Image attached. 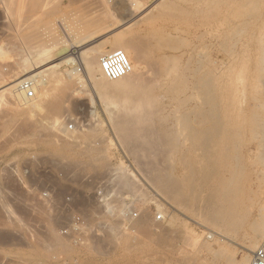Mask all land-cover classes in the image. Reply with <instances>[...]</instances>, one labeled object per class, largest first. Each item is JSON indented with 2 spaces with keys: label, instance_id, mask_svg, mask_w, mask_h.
Wrapping results in <instances>:
<instances>
[{
  "label": "rangeland",
  "instance_id": "rangeland-1",
  "mask_svg": "<svg viewBox=\"0 0 264 264\" xmlns=\"http://www.w3.org/2000/svg\"><path fill=\"white\" fill-rule=\"evenodd\" d=\"M117 1L125 3L127 11H120L115 5ZM166 1L167 7L169 6V12L173 5L177 7L173 8V12L171 10L170 15H168L169 17L165 16L168 9L166 11L165 9L162 10L165 12H162L163 14L159 12V8L155 9L158 2H160L159 0H15V2L12 0L11 2H14L13 5L16 4L14 7L17 9L11 13L13 16L10 17L9 14L3 12L1 8L2 1L0 0V49L5 50L9 54L6 58L0 56V264H241L246 256L248 258L247 264L250 263L251 255H247L243 247L249 244L248 241H252L253 236L250 227L261 224V210L259 207L261 208V204L264 202V181H262L259 174H254L256 162H259L257 156L259 151L261 152L262 150L257 145L259 143V135L248 129V121H250V117H248L249 113V116H251V112L254 113L253 108L264 104L259 102L261 100L264 102V93H261L264 91V88H262L264 87V80L262 84L260 82V78L264 77V70L261 68L262 70L260 69V71L262 73L259 71V66H262L260 64L262 63L261 56L252 52L239 55V43L244 41L245 35L243 34L244 36L241 35V37L237 36V38L234 36L233 38L232 34H229L231 26L232 28L237 27L235 26L238 24L236 22H239L238 20L241 19L239 15L243 14L240 11H243V8L241 6V9L238 8L239 2L235 1L236 3L232 4L229 3L230 0H225L221 3L222 6H213L214 8L207 6L206 10L204 9L205 6L200 5L203 8L199 7L198 12L197 9H192L197 5L195 2V4H191L182 3L177 0ZM227 1L229 4H224ZM256 1L260 2L262 0H255L254 2ZM224 5H226V8L223 7ZM170 6L172 7L170 8ZM236 6L237 10L233 11L230 8L235 9ZM208 8H213L210 12L214 10L215 13L213 11L212 14L208 15ZM202 9L206 11V14ZM193 10H197L195 14ZM231 10L232 12H230ZM235 11L240 13L238 14L240 19L233 17V14L237 16V12ZM174 12L177 13L175 14ZM181 12L182 14H179ZM190 13L193 16H189L191 15ZM213 13L215 17L212 16ZM152 14H162L163 16H157L158 18H156ZM166 14L169 13L167 12ZM142 17H145V19ZM129 18L134 21V25L131 26L132 28L124 29L122 24L124 21H128ZM58 21L66 25V33L70 37L77 41L84 39V41H80L85 42L84 46L88 44V47H91L94 53L110 49L115 45L118 37L124 36L128 40H136V37H138L137 40L141 38L140 40L142 41L139 40V42H141L142 46L141 44L140 46L138 44V46L140 47V51H142V55H146L143 57L145 59L142 60L145 61V67L149 65L147 68L149 70L152 69L153 73L159 75V70L161 73L164 68L170 67L173 70V67H177L178 70L174 69L176 75L182 72L183 75L181 74V77L186 78L188 75L186 81H194L196 79L195 84L197 83L198 85L197 89L196 87L194 89L195 97L192 95V101L189 102V104L193 103L189 107L194 105V109H192L194 112L191 111L189 118L183 116V119L181 117L187 111L186 105H184L186 109H183V106H179L183 109L181 110L182 113L178 111L180 108L176 106L175 108L167 105L162 106L165 109L163 113L165 115L169 113L166 124L170 127L177 124V127L179 126L181 130H179L181 134H178L179 137L177 136V141L179 140L178 150L171 148V151H169L170 148H165L160 150L161 152L150 153L148 149L144 148L137 154L141 158H138V156H136L137 158H133L124 149L107 147V139L112 138L113 135L109 132L110 128L105 122V115H103L104 105L96 95L93 108L96 110L99 120L103 121L101 126H97V128H100L95 130L96 132L85 133L86 136H82L83 138L73 139L72 137L76 136V134L75 132L66 131L67 120L63 125L65 131H54L55 135L52 134L53 131L49 132L35 126L33 118L24 110V102L16 92L17 86L13 87L19 77L18 55L21 54V51L23 53L24 51H31V49L34 50L33 47H37L36 44L39 43L40 45H48L57 40H64L66 38L65 32L56 25ZM200 22L203 24H200ZM219 23L221 24L219 25ZM32 32L33 34L35 33V36L33 35L34 37L29 42L24 41V36L28 40L29 36L31 38ZM144 35L146 38H144ZM227 37L230 39H227ZM152 38L153 40H151ZM237 39L240 41L237 42ZM143 40L144 42L147 40L146 44H143ZM158 44L160 45L157 46ZM29 47L32 48L27 49ZM231 48L235 49V51L233 52ZM145 49L146 51H143ZM163 51H170L173 56L176 55L175 58L180 57L181 60H174V57H172L170 63L166 61V65L162 64L164 63L162 61L160 64L161 70L159 67V63L161 62L159 60L161 59L158 55ZM71 52L72 50L69 47L58 45L52 52L53 60L57 61ZM147 54L150 56H147ZM190 58L191 61L189 60ZM75 63L77 62L74 61V63L69 65L63 64L58 69V72L64 78L66 77L65 73H69L72 76L73 79L71 78L72 81L69 82L70 90H74L78 86L74 78L76 76L74 75L80 74H73L71 72V66L75 68L79 67ZM167 65L168 67H165ZM198 65L199 67H197ZM156 66L158 68L155 70ZM203 80L205 84L203 83L202 85ZM260 84L261 88H259ZM260 89L261 91H259ZM85 90L87 92L85 91L86 93L82 94V99L69 104L66 102H62L61 104H66L65 107L68 106V120L78 119L83 125H94L98 122L90 116L87 95L85 96V94L93 93V90L90 86H86ZM256 90L257 92H255ZM210 91L213 93V96ZM65 92H68V90ZM207 93H210V95ZM53 94H51L50 100L59 95L57 93L53 97ZM176 110L179 114L177 112L174 114L180 115L177 116L180 118H178L179 122L177 119L176 121L172 119V113ZM200 111H203V113ZM165 112L168 113L166 114ZM170 114L172 117H170ZM201 119H204L203 121L206 124ZM181 120L185 121V123L187 121L189 124L180 123ZM190 121L192 122L190 123ZM171 124L174 125L171 126ZM210 124L213 126H210ZM192 127L197 129L198 135L201 136L199 137L200 140L197 134L193 136L196 130L194 129L193 131ZM206 127L209 129L208 133L204 132ZM189 129L192 130V133L191 131L189 132L192 134L189 137L190 140L196 137V140L191 141V145H189L190 140L185 139L190 136L185 134ZM224 132L226 133L224 134ZM203 135H206L204 139L202 138L204 137ZM200 141L202 144L199 143ZM203 141L206 145L203 144ZM57 142L59 143L56 144ZM194 144L195 147L192 148ZM196 145H198L197 148ZM184 146L186 151L181 148ZM186 146L189 147L188 150ZM224 146L227 147L225 148ZM181 153L184 156H181ZM161 155L163 159L160 158ZM165 157L166 162H164ZM151 160H157L155 162L152 161L153 164L157 162L162 166H158L157 163L154 166ZM185 161L189 164L187 165ZM169 163L170 166H168ZM226 164L228 165V169L231 168V186L229 185V189L221 193V195L214 196L211 193L212 187L219 180V175L224 170H228L225 168ZM165 165L167 168H165ZM194 165L197 167H194ZM153 166L156 170L153 169ZM40 167H49L50 174L44 176L41 173ZM118 167L121 169L117 170ZM170 167L174 169L172 170ZM221 167L224 168L222 171ZM144 168H148V171L152 169L156 174L157 170H159L162 172H160V176L163 172L166 175V173L168 174L172 171L171 175L175 174L172 175L173 178L176 175H178L177 178L182 177L181 174L184 172V175L187 177L185 176L183 181L187 185L183 181L181 182V178L180 182L182 185L180 187L184 189L177 188L176 191L179 190V192L176 194L175 192L172 193V191H175L173 189L169 191L171 193L168 196V194L162 195L160 192L158 193L156 189L154 191L148 190L144 183H140L141 192L139 191L140 194L138 195L135 183L130 180L128 174H133V176L140 175L143 178L145 176L147 178L149 174L145 175L148 172L145 173L147 169L145 170ZM121 171L124 172L122 173ZM220 172L222 173L220 174ZM142 173L144 174L142 175ZM171 175L169 174L166 177L168 178ZM16 178L19 180L21 178L22 185L18 183ZM173 178L169 177L168 179L169 181H174ZM179 178L174 182L180 183L177 182ZM258 178L261 180L258 181ZM248 180L252 182V186L248 184L251 183ZM133 183L134 185H132ZM46 185L54 188L57 203H60L63 197L69 195L74 204L84 207L91 216H97V219L102 220V222L104 221V225H111L113 230L109 231L108 227L104 228L103 238L94 239L85 248L71 244L58 232L62 224L60 217L42 201L39 195L42 188ZM98 187H103L113 192L114 206H118L119 209H122L123 206L120 203L121 199L130 198L134 201L135 211L138 216L130 222L129 227L123 226L121 222L122 215L118 214V212L113 217L110 214L108 216L106 213L104 214L105 210L103 212L100 210V207L90 203L83 196L84 192L88 196ZM182 191L183 194H181ZM228 191L229 194L227 193ZM223 194L228 196V205L230 207L226 206L227 199L224 198ZM167 197H172L173 201H170L172 198L168 199ZM235 197L238 199L237 202ZM222 200H225L226 204L222 203ZM173 202H176L177 205L173 204ZM217 202L222 203L223 208L220 206L221 210L218 211L219 218H216L214 215V218H211V215L215 214L216 207L220 209L218 207L220 204ZM155 203L159 207L161 206V209H164L163 213L162 210L160 211L155 206ZM210 210L211 212H209ZM232 211H235L236 216L233 215L235 218L239 215L238 220L236 219V224H234V230L233 228L230 230L228 227V224L231 222V219L228 220V218L231 217ZM157 214L163 215L164 219L162 222L155 221ZM222 232L227 233L223 234ZM224 235H227V237ZM223 236L227 239L230 238L232 242L224 239ZM261 242L259 241V244Z\"/></svg>",
  "mask_w": 264,
  "mask_h": 264
},
{
  "label": "bare ground",
  "instance_id": "bare-ground-1",
  "mask_svg": "<svg viewBox=\"0 0 264 264\" xmlns=\"http://www.w3.org/2000/svg\"><path fill=\"white\" fill-rule=\"evenodd\" d=\"M2 3H1V8L3 10V12L5 14H9L10 17L13 16V14H11L13 11L15 12L16 11V7H14L16 4L13 5V3L15 2H11L12 0H1ZM4 1H7V2H4ZM160 2H158L157 6H156V10L157 8H159V12L162 13L165 9H168L169 6L167 7V3H165L166 0H159ZM175 1V0H174ZM177 1H180L182 3H191L193 4L194 2L197 4L196 6H194V8L192 9H197L198 12H199V7H202V6H205L204 9L207 7V6H211V7H216L218 5V7H220L219 5H221L222 2H224L225 0H177ZM233 1V2H232ZM239 2V7L240 6L243 8V11L240 10L243 14L241 15L240 11L238 10V13L237 11V16H234L235 14H233V17L237 19L238 17V14H240L239 16L241 17V19L238 17V20L239 22H236L238 23L237 27L235 28H230V35L232 34L233 38L234 36H240L243 35L245 37V39H243L244 41L239 43V48H238V54L239 55H243V54H247L249 52H252V53H255L259 56H261V61L262 63H260V59L257 60L258 63L262 64V66H259V71L261 68H263L264 70V0L260 1V2H254L253 0H230L229 3H234V2ZM253 1V2H252ZM167 2V1H166ZM235 2V3H236ZM194 3V4H195ZM228 3L225 2L224 4ZM228 3V4H229ZM234 3V4H235ZM172 4V3H171ZM231 4V6H232ZM115 5L117 6V8L122 11V12H125L127 11V6L125 5V3H122V1H117L115 3ZM173 5V4H172ZM202 5V6H200ZM222 6V5H221ZM172 6H170L171 8ZM175 6L173 5V7L170 9V12H169V9L166 11V13L168 12L169 14H166L165 12V16L167 15H170L171 13V10L173 12V8ZM197 7V8H196ZM213 7V8H214ZM223 7L226 8V5H224ZM233 7V6H232ZM232 7H230L233 11L234 10H237V6L235 9H233ZM177 8V7H175ZM182 8V7H181ZM191 8V7H190ZM203 8V7H202ZM213 8H208L209 11H207V14H212V12H210L211 9ZM183 9V8H182ZM201 9V8H200ZM204 9H202V11H204ZM216 9V8H215ZM241 9V8H240ZM191 10V9H190ZM189 10V11H190ZM195 10V11H197ZM206 10V9H205ZM232 10L230 12H232ZM176 11H178V9H176ZM194 11V10H193ZM195 11H194V14H195ZM201 11V12H202ZM158 12V11H157ZM180 12V11H179ZM182 12H185V11H182ZM179 13V14H182ZM197 13V15H199V13ZM200 12V14H201ZM205 14H206V11H204ZM210 12V13H208ZM225 12V11H224ZM162 13V14H163ZM175 13V12H174ZM173 13V14H174ZM177 13V12H176ZM175 13V14H176ZM186 14H189L187 12H185ZM215 13V11H214ZM214 16L215 17V15ZM226 13V12H225ZM11 14V15H10ZM153 15L154 17L158 18L159 16H163V15ZM172 14V15H173ZM191 14V13H190ZM230 14V13H228ZM147 15V14H145ZM144 15V16H145ZM184 15V14H183ZM7 15V17H9ZM152 16V17H153ZM158 16V17H157ZM164 16V18H165ZM166 16V17H167ZM189 16H193L192 14L189 15ZM200 16V15H199ZM203 16V15H202ZM220 16V15H219ZM153 17V18H154ZM169 17V16H168ZM171 17V16H170ZM176 17V16H175ZM183 17V16H182ZM143 19H145V17H142ZM149 18H150V14H149ZM161 18V17H160ZM178 18V17H177ZM176 18V19H177ZM198 18V17H197ZM200 18V17H199ZM233 18V19H234ZM121 19V18H120ZM148 19V18H146ZM192 19V18H191ZM190 19V21H191ZM203 19V18H202ZM220 19V18H219ZM227 19V18H225ZM224 19V20H225ZM141 20V19H140ZM149 20V19H148ZM151 20V19H150ZM194 20V19H193ZM218 20V19H217ZM216 20V21H217ZM223 20V19H221ZM121 21V20H120ZM123 21V19H122ZM145 21V20H144ZM161 21V20H160ZM206 21V20H204ZM234 21V20H233ZM232 21V22H233ZM150 22V21H149ZM219 22V21H218ZM222 22V21H221ZM225 22V21H224ZM202 22H200L201 24ZM223 23V22H222ZM235 23V24H236ZM195 24V23H194ZM197 24V23H196ZM203 24V23H202ZM208 24V23H207ZM206 24V25H207ZM221 23H219L220 25ZM231 24V23H230ZM62 31H64L65 33V39L64 40H57L56 42L54 43H49L48 45H45V44H36L37 47H33L34 50H32L31 48L32 47H29L27 49H31V51H24L23 49V53L21 51V54H19V63H18V68H19V77L17 78V83H15V86L16 87V92L17 94L20 96L21 100L24 102V110L28 112L29 116H31L33 118V123H35L36 125L35 126H38L39 129H42V130H48L49 132L50 131H53L52 134H54V131L56 132H64L65 128H63V125H64V122L66 120L69 119V110H68V106L65 107L66 104H63L64 105V108H63V105L61 104L62 102H66L67 104L73 102V101H76V100H80L82 99V94L83 93H86L87 91L85 90V87L87 86H90L93 90V93H88V94H85V96L87 95V101H88V105H89V111H90V116L93 117L98 123L97 124H92V125H86V124H82L81 128L82 130L79 131L76 130L75 131V134L76 136L72 137L73 139H78L82 136H86L85 133H94L96 132L95 130L99 129L100 127L97 128V126H101L103 124V121L99 120V116L98 114L96 113V110L93 108V104L95 103V95L97 96V98L102 102V104L104 105V114L105 115V122L108 124V127L110 128L109 132L113 135L112 138H108L107 139V147L109 148H117V149H124L127 151V153H129L131 156H133V158H137L136 156H138L137 154H139L138 152L141 150V149H148V151L151 153H156L157 151L159 152L160 150L162 149H165V148H170L169 151H171V148L173 149H177V146H178V141H177V136L178 134H181L179 133L181 130L179 129V126L177 127V124L174 125V124H171L174 125L173 127H170L166 124L167 122V115H165L163 113V111L165 109L162 108V106L164 105H167L169 107H174L175 106L177 108H180L183 106V109H186L184 105L187 106V111L186 113H184L181 117L183 118V116H186L189 118V114L191 113V111L194 112V105L192 107H189L191 106L189 104L191 100V97L192 95L195 97L194 95V89L196 87L197 89V83L195 84L196 82V79L193 80H188L186 81L187 79V75L186 78H183V76L181 77L180 75L182 74H175V70H178L177 67H173V70H171V68H164L163 70L161 69L160 67V64L162 63V61L164 63V65H166L168 62L170 63L171 62V59L172 57H174V60H177V59H180L179 58H175V56H173L171 54V52H167V51H163L161 54H159V58L161 60H158L161 61L159 63V67L160 69L162 70V72L160 73V70H159V75L153 73V71L149 70V65L145 67V64H144V60L142 59H145L143 58L144 56L146 55H142V51H140V44L141 42H139L138 37H136L137 41L134 39V40H128V39H125V37H116L117 40L115 41V45L112 46L110 49L106 50V51H98L97 53H94L91 49V47H88V44L84 46V43L85 42H81L82 40L84 41V39H80L79 41L73 39L72 37H70L69 34L66 33L67 29H66V25L61 22V21H58L57 24H56ZM134 25V21L131 20L129 18L128 21H124L123 24H122V27L124 29H127L131 26ZM233 25V24H232ZM153 26V25H152ZM205 26V24H204ZM212 26V24H211ZM202 27V25H201ZM206 27V26H205ZM208 27V25H207ZM132 28V27H131ZM121 29V28H120ZM123 29V30H124ZM207 29V28H206ZM227 30V29H226ZM174 31V30H173ZM215 31V30H214ZM119 32V30H118ZM221 32V31H220ZM115 33V32H114ZM155 33V32H154ZM211 33V32H210ZM209 33V34H210ZM223 33V32H222ZM27 34V33H26ZM30 34V33H29ZM35 34V33H34ZM33 34L32 32V36L30 38V36L28 37V40H26V36H24L25 40L24 41H28L30 39H32L35 35ZM140 34V33H139ZM208 34V33H207ZM215 34V33H214ZM34 35V36H33ZM213 35V34H212ZM28 36V35H27ZM166 36H169V35H166ZM91 37V36H90ZM139 37H142V36H139ZM200 37V36H199ZM210 37V36H209ZM220 37V36H219ZM230 37V36H229ZM227 37V39L229 38ZM144 38L145 35H144ZM154 38V37H153ZM153 38L151 40H153ZM149 39V38H148ZM155 39V38H154ZM225 39V38H224ZM230 39V38H229ZM238 39H240L238 37ZM237 39V42H239ZM216 40V39H215ZM235 40V39H234ZM142 41V40H140ZM147 41V40H146ZM145 41V42H146ZM236 41V40H235ZM144 40H143V44L145 43ZM149 42V40H148ZM147 42V43H148ZM151 42V41H150ZM158 42V41H156ZM229 42V41H228ZM227 42V43H228ZM233 42V41H232ZM154 43V42H153ZM139 44V46H138ZM146 44V43H145ZM219 44V43H218ZM40 45V46H39ZM58 45H65L67 47H69L72 52L67 54L66 56L58 59L57 61H54L53 60V51L57 48ZM154 45V44H153ZM152 45V46H153ZM160 44H158L157 46H159ZM222 45V44H221ZM224 45H225V42H224ZM232 45V44H231ZM236 45V44H235ZM238 45V44H237ZM142 46V44H141ZM155 46V45H154ZM223 46V45H222ZM227 46V45H226ZM146 47V46H145ZM236 47V46H235ZM234 47V48H235ZM23 48H26V47H23ZM155 48V47H153ZM158 48V47H157ZM161 48V47H160ZM204 48V47H203ZM219 48V47H218ZM233 48V47H232ZM231 48V49H232ZM147 49V48H146ZM143 50V51H146ZM156 49V48H155ZM221 49V47H220ZM229 49V47H228ZM230 49V50H231ZM26 50V49H25ZM115 50H121L123 51L128 60H129V63H130V70L129 72L122 78H119L118 80H115V81H108L106 80L102 73H101V69H100V66H99V59L107 54H109L110 52L112 51H115ZM166 50V49H164ZM223 50V49H222ZM148 51V49H147ZM155 51V50H154ZM173 51V50H172ZM232 51L234 52L235 49ZM225 52V51H224ZM229 52V50H228ZM227 52V53H228ZM149 53V52H148ZM153 53V52H152ZM226 53V52H225ZM231 53V52H230ZM144 54V53H143ZM229 54V53H228ZM237 54V52H236ZM8 52H6L5 50L3 49H0V56L3 57V58H6L8 56ZM178 55V54H177ZM233 55V54H232ZM147 56H150L147 54ZM202 56V55H201ZM200 56V57H201ZM190 57V56H189ZM188 57V58H189ZM229 57H231L229 55ZM257 57V56H256ZM147 58V57H146ZM149 58V57H148ZM151 59V58H150ZM232 59V58H231ZM147 60V59H146ZM181 60V59H180ZM187 60V58H186ZM191 61V58L189 59ZM202 60V59H201ZM74 61H76L77 64L80 69L78 70V68H75L73 66H71V72L73 74H80V75H74L76 77L75 80L77 81V84L78 86L74 89V90H70V85H69V82L72 81L71 78L72 76L69 75V73H65L64 75H66V77L64 78V76H62V74L60 72H58V69L61 65H69L71 63H74ZM152 61H153V58H152ZM156 61V60H155ZM167 61V63H166ZM173 62V61H172ZM176 63H178L177 61H175ZM198 62V61H197ZM199 62H201L199 60ZM208 62V61H207ZM242 62V61H241ZM147 63V62H146ZM206 63V62H205ZM239 63V62H238ZM248 63V62H247ZM154 64V62H153ZM185 64V63H184ZM199 64V63H198ZM202 64V63H201ZM204 64V63H203ZM207 64V63H206ZM221 64V63H220ZM259 64V65H260ZM74 65V64H73ZM172 65V64H171ZM170 65V66H171ZM191 65V64H190ZM222 65V64H221ZM243 65V64H242ZM185 66V65H184ZM152 67V66H150ZM165 67H168L165 66ZM186 67V66H185ZM193 67V66H192ZM199 67V65L197 66ZM196 67V68H197ZM242 67V66H241ZM158 67L156 66V68H154L155 70L157 69ZM163 68V67H162ZM180 68V67H179ZM229 68V67H228ZM183 69V68H182ZM188 69V68H186ZM198 69V68H197ZM154 70V71H155ZM181 70V69H180ZM185 70V69H184ZM202 70V69H201ZM262 70V69H261ZM193 71V70H192ZM199 71V70H198ZM156 72V71H155ZM180 72V71H179ZM186 72V71H185ZM196 72V71H195ZM211 72V71H210ZM209 72V73H210ZM192 73V72H191ZM199 73V72H198ZM196 73V74H198ZM260 73H262V71H260ZM194 74V73H193ZM203 74V73H202ZM205 74V73H204ZM264 74V73H263ZM183 75V74H182ZM209 76V75H208ZM264 76V75H263ZM193 77V76H191ZM196 77V76H195ZM204 77V76H203ZM260 77V76H259ZM262 77V76H261ZM194 78V77H193ZM192 78V79H193ZM208 78V77H207ZM210 78V77H209ZM264 78V77H263ZM263 78H260V82L262 84L263 82ZM73 79V78H72ZM184 79V80H183ZM199 80V79H197ZM202 78L200 79V82H201ZM212 80V79H211ZM29 83L30 84V89L34 91L35 93V98L32 99V100H26L25 99V92L22 91L20 89V85L22 83ZM199 82V81H197ZM199 82V85L202 86L203 83H204V80L202 82V85L201 83ZM205 84V83H204ZM261 84H260V87L261 88ZM264 84V83H263ZM207 85V84H206ZM209 86V85H208ZM203 88V87H202ZM201 88V89H202ZM209 88V87H208ZM211 88V87H210ZM264 88V87H262ZM66 90H68V92H65ZM264 90V89H263ZM86 91V92H85ZM196 91V90H195ZM205 91V90H204ZM214 91V90H213ZM261 91V89L259 90ZM92 92V91H91ZM197 92V91H196ZM211 92V91H210ZM257 92V90L255 91ZM53 94V97L54 95H56L57 93L59 95L55 96V98H53L52 100H50V97L52 96L51 94ZM201 93V92H200ZM212 93V92H211ZM262 94L264 93V91L261 92ZM208 94V93H207ZM84 95V94H83ZM197 95V94H196ZM203 95V93H202ZM210 95V93L208 94ZM258 95V94H257ZM204 96V95H203ZM206 96V95H205ZM212 96H213V93H212ZM261 96V95H259ZM197 97V96H196ZM198 98V97H197ZM210 98V97H209ZM195 99V98H194ZM207 99V98H205ZM213 100V98H211ZM263 99V98H262ZM196 100V99H195ZM202 100V99H201ZM264 100V99H263ZM99 101V102H100ZM200 101V100H199ZM209 101V100H208ZM207 101V102H208ZM214 101V100H213ZM262 101V100H261ZM259 101L260 103H264L263 101L261 102ZM197 102V101H196ZM195 102V103H196ZM201 102V101H200ZM258 102V101H257ZM194 103V104H195ZM203 103V101H202ZM259 103V104H260ZM258 104V103H257ZM256 104V105H257ZM209 105V104H207ZM180 106V107H179ZM209 107V106H207ZM254 107V106H253ZM252 107V108H253ZM176 108V109H177ZM182 108H180V110L178 111H181L183 110ZM254 110V113L251 112V116L250 113L248 115V117H250V121H248V129L252 132H255L259 135V143L257 145H259L258 147L261 150V152L259 151L258 153V163L256 162V170L254 168V174H259L260 178H262V181H264V104H260L258 106H256L255 108H253ZM171 110V109H170ZM173 110V108H172ZM175 110V109H174ZM201 110V109H200ZM207 111V110H206ZM176 111H174L172 113V116L173 118L172 119H177V121L179 122L180 120H178L179 117L177 116H180V115H177L179 114V112H177V114H174L176 113ZM203 113V111H200ZM171 113V112H170ZM182 113V111H181ZM201 113V114H202ZM194 114V113H193ZM198 114V113H196ZM200 114V115H201ZM214 114V113H213ZM174 115H176L175 118ZM191 115V114H190ZM205 116V114H203ZM209 115V114H208ZM171 114H170V117H172ZM194 116V115H193ZM197 116V115H196ZM191 117V116H190ZM198 117V116H197ZM201 118H203L202 116H200ZM31 118V119H32ZM211 118V116H210ZM180 119V118H179ZM184 119V118H183ZM193 119V118H192ZM171 120V119H170ZM188 120V119H187ZM202 120V119H201ZM204 120V119H203ZM202 120V121H203ZM248 120V119H247ZM202 121H201V124H202ZM169 122V120H168ZM176 122V123H178ZM185 121L181 120L180 123H182ZM192 121H190L191 123ZM199 122V121H198ZM207 122V121H206ZM170 123H173V122H170ZM187 123V121H186ZM185 123V124H186ZM200 123V122H199ZM204 124H206L204 121H203ZM208 123V122H207ZM213 123V122H212ZM179 124V123H178ZM189 124V123H187ZM197 124V123H196ZM191 125V124H190ZM194 126V125H193ZM210 126H213L210 124ZM65 127V126H64ZM188 127V126H187ZM198 127V126H197ZM200 127V126H199ZM203 127V126H202ZM37 128V127H35ZM183 128V127H182ZM181 128V129H182ZM190 128V126H189ZM185 129V128H183ZM182 129V130H183ZM193 131H194V127L191 128ZM180 130V131H179ZM192 130L189 129V131L185 134H188L186 136H188V138H185L187 140H190L189 137H191L192 134H190L189 132L191 131L192 133ZM196 132L193 133V136H196L197 134V137H201L199 136L197 133V129H195ZM94 131V132H93ZM184 131V130H183ZM199 131V130H198ZM213 132V130H211ZM55 132V133H56ZM201 133L205 134V133H208L209 132V129L208 127H206L204 129V132L200 131ZM79 133V134H78ZM184 133V132H183ZM226 132H224L225 134ZM183 134V135H185ZM210 134V133H209ZM55 135V134H54ZM91 135V134H90ZM181 135V136H183ZM202 135V134H200ZM207 135V134H206ZM205 135V136H206ZM211 135V134H210ZM255 135V134H254ZM57 136V135H56ZM55 136V137H56ZM204 136V135H203ZM202 137L203 139L205 138ZM59 137V136H57ZM179 137V136H178ZM209 137V136H208ZM255 137H257V135H255ZM254 137V138H255ZM83 138V137H82ZM88 138V137H86ZM181 138V137H180ZM197 138V139H198ZM207 138V137H206ZM210 138V137H209ZM258 138V137H257ZM85 139V138H84ZM184 139V140H185ZM193 139V138H192ZM194 139L196 140V137H194ZM193 139V140H194ZM60 140V138H59ZM62 140V139H61ZM193 140H190V144L191 145V141L193 142ZM200 140V138H199ZM202 140V139H201ZM220 140V139H219ZM256 140V139H255ZM198 141V140H197ZM208 141V140H207ZM206 141V142H207ZM227 141V140H226ZM62 142V141H61ZM186 142V141H185ZM189 142V141H188ZM195 142V141H194ZM204 142V141H203ZM59 142H57L56 144H58ZM181 143V141H180ZM183 143V142H182ZM201 143V141L199 142ZM73 144V143H72ZM188 144V143H187ZM193 144V143H192ZM197 144V142H196ZM202 144V143H201ZM200 144V145H201ZM205 144V142L203 143ZM184 145V144H183ZM188 145V146H189ZM206 145V144H205ZM204 145V146H205ZM220 145H224V144H220ZM226 145V144H225ZM76 146V145H75ZM198 145H196V148H197ZM203 146V145H202ZM195 147V144L194 146H192V148ZM206 147V146H205ZM225 147V146H224ZM223 147V148H224ZM227 147V146H226ZM225 147V148H226ZM179 148V147H178ZM181 148H185L184 147H181ZM187 150L189 147H187ZM191 148V147H190ZM191 148V149H192ZM195 148V149H196ZM200 148V147H199ZM172 149V150H173ZM175 149V150H176ZM194 149V150H195ZM145 150V151H146ZM178 150V149H177ZM182 150V149H181ZM180 150V152H181ZM185 150V149H184ZM193 150V151H194ZM199 150V149H198ZM227 150V149H226ZM143 151V150H142ZM186 151V150H185ZM258 151V150H257ZM161 152V151H160ZM165 152V151H164ZM226 152V151H225ZM166 153V152H165ZM163 154V153H161ZM169 154V153H168ZM180 154V153H179ZM183 153H181V156H184L182 155ZM185 154V153H184ZM191 154V153H190ZM193 154V152H192ZM224 154V153H223ZM153 155V154H152ZM159 155V153H158ZM164 155V154H163ZM170 155V154H169ZM177 155V154H176ZM225 155V154H224ZM140 156V155H139ZM138 158H141L139 157ZM165 156V155H164ZM163 156V157H164ZM196 156V155H195ZM99 158V156H97ZM159 158V156H157ZM155 157V158H157ZM188 157V156H187ZM186 157V158H187ZM96 158V157H95ZM162 158V155L161 157ZM159 158V159H160ZM174 158V157H173ZM176 158V157H175ZM191 158V157H190ZM225 158V157H224ZM94 159V158H93ZM163 159V158H162ZM179 159V158H177ZM181 159V157H180ZM184 159V158H183ZM197 159V158H196ZM223 159V158H222ZM134 160V159H133ZM141 160V159H140ZM172 160V159H170ZM186 160V159H185ZM227 160V159H226ZM153 160H151L152 162ZM157 160H154L153 162H155ZM163 161V160H162ZM177 161V160H176ZM190 161V160H189ZM223 161V160H222ZM150 162V161H149ZM148 162V163H149ZM150 162V164H151ZM152 162V164H153ZM159 162V161H158ZM166 162V157H165V161ZM168 162V161H167ZM171 162V161H170ZM175 162V161H174ZM183 162V161H182ZM186 162V161H185ZM192 162V161H191ZM196 162V161H195ZM226 162V161H225ZM147 163V164H148ZM157 163V162H156ZM155 163V164H156ZM181 163V161H180ZM187 163V162H186ZM254 163V162H253ZM142 164V163H141ZM148 164V165H150ZM155 164H153L155 166ZM158 164V163H157ZM156 164V165H157ZM163 164V163H162ZM166 164V163H165ZM172 164V163H171ZM177 164V163H175ZM179 164V163H178ZM189 163H187L188 165ZM225 164V163H224ZM183 166V164H181ZM223 165V164H222ZM258 165V166H257ZM122 166V165H120ZM147 166V165H146ZM153 166V167H154ZM158 166H162L160 164H158ZM166 166V165H165ZM168 166H170V163L168 164ZM196 165H194L195 167ZM225 166V165H224ZM227 164H226V167L227 168ZM254 166V167H255ZM145 167V166H144ZM190 167V166H188ZM192 167V166H191ZM190 167V168H191ZM197 167V166H196ZM96 168V167H95ZM124 168V166H123ZM122 168V169H123ZM160 168V167H159ZM167 168V166L165 167ZM172 168V167H170ZM184 168V167H183ZM189 168V169H190ZM222 168V167H221ZM117 169V168H116ZM121 169V168H120ZM119 167L117 170H120ZM145 169V168H144ZM147 171L145 173V175H148L147 178L144 176L141 177L140 175L139 176H133V174H128L129 175V178L131 181H133L135 183V187L137 189V193L138 195L140 194L139 191L141 190L140 189V183H144L145 184V187L148 188V190H152L154 191V189H156L158 191V193L160 192L162 195L164 194H169L171 192L169 191H172L173 189H175V191H172V193L175 192V194L178 191V189H181L180 185H182V181L184 179V177L186 175H184L185 173L183 172L181 174L182 177H178L179 180L177 182H180L181 178V182L180 183H176L174 181H176L178 178L176 175V177H172V175H175V174H172L171 175V172L170 173H166V175L164 174L163 172V177L160 176V172L159 170H157V174L155 172L151 171L149 172L148 171V168H146ZM145 169V170H146ZM155 169V167L153 168ZM158 169V168H157ZM174 168H172L173 170ZM182 169V168H180ZM195 169V168H194ZM224 168L221 169V171L223 170ZM228 169V168H227ZM231 168H229L228 170H224V174L222 172H220L221 175H219V180L215 183V185L212 187V190H211V193L214 194V196H218L219 194L221 195V193L223 192H226L228 189H229V185H230V178H231V171H230ZM93 170V169H92ZM114 170V169H113ZM113 170H111L113 172ZM142 170V169H141ZM156 170V169H155ZM161 170V169H160ZM169 170V168H168ZM171 170V169H170ZM179 170V169H178ZM233 170V169H232ZM94 171V170H93ZM98 171V170H97ZM96 171V172H97ZM106 171V170H105ZM104 171V173H105ZM116 171V170H114ZM126 171V170H125ZM185 171V169H184ZM188 171V170H187ZM193 171V170H192ZM108 172V171H107ZM122 173L124 171H121ZM141 172V171H140ZM144 172V171H143ZM179 172V171H178ZM186 172V171H185ZM191 172V171H190ZM234 172V171H233ZM95 173V172H94ZM103 173V172H102ZM101 173V174H102ZM155 173V174H154ZM162 173V172H161ZM194 173V172H193ZM219 173V172H218ZM108 174V173H107ZM144 173H142L143 175ZM159 174V175H158ZM171 175L169 176L170 178H173L174 181H169V177L167 178L166 176L168 175ZM179 174V173H178ZM191 174V173H190ZM195 174V173H194ZM95 175V174H94ZM126 175V174H125ZM124 175V176H125ZM184 175V176H183ZM198 175V174H197ZM230 175V176H227ZM255 175V176H256ZM189 176V175H188ZM193 176H196V175H193ZM99 177V175H98ZM138 177V178H137ZM187 177V176H186ZM191 177V175H190ZM90 178V177H89ZM175 178H177L175 180ZM256 178V177H255ZM258 178L257 180L260 181L261 179ZM187 179V178H186ZM190 179V178H189ZM188 180V179H187ZM92 181V180H91ZM129 181V182H131ZM250 181V180H248ZM126 182V181H125ZM124 182V184H125ZM251 182V181H250ZM134 183L132 185H134ZM176 183V184H175ZM183 183H185V181H183ZM254 183V182H253ZM260 183V182H259ZM143 184V185H144ZM186 184V183H185ZM184 184V185H185ZM248 184H252L251 183H248ZM255 184V183H254ZM187 185V184H186ZM190 185V184H189ZM231 186V185H230ZM252 186V185H251ZM185 187V186H184ZM191 187V185H190ZM252 188V187H251ZM143 189V187H142ZM182 189H184L182 187ZM181 189V190H182ZM191 189V188H190ZM188 191V190H187ZM186 191V192H187ZM141 192V191H140ZM144 192V191H143ZM181 192V191H180ZM229 194V191L227 192ZM227 193H224V194H227ZM160 194V195H161ZM183 194V191L182 193ZM192 194V193H191ZM223 194V195H224ZM227 194V195H228ZM157 195V194H156ZM172 195V194H171ZM180 195V194H178ZM185 195V194H184ZM142 196V195H141ZM174 196V195H173ZM172 196V197H173ZM176 196V195H175ZM183 196V195H182ZM227 199L228 196L224 195ZM166 197V196H165ZM172 197L168 198V199H171ZM183 197H186V196H183ZM234 197V196H233ZM175 198V197H174ZM179 198V196H178ZM216 198V197H215ZM218 198V197H217ZM221 199L223 197H220ZM223 198V199H224ZM214 199V198H213ZM212 199V200H213ZM231 199H234V198H231ZM236 199V197H235ZM175 200V199H174ZM179 200V199H178ZM177 200V201H178ZM229 198L226 200L227 201V204H226V201L225 200H222V203H225L226 206H229L228 205V201ZM238 199H236V202H237ZM156 201V200H155ZM170 201H173V198L170 200ZM225 201V202H224ZM233 201V200H232ZM235 201V200H234ZM255 201V200H254ZM253 202V201H252ZM176 204V202H173V204ZM218 203V202H217ZM222 203H218L220 204L218 207H222ZM231 203V202H230ZM156 204V203H155ZM154 204V205H155ZM160 204V203H158ZM212 204V203H211ZM214 204H215V201H214ZM236 204V203H235ZM177 205V204H176ZM233 205V203H232ZM237 205V204H236ZM156 207H158V209L161 211L162 210V213L164 211V209H161L162 207L158 206L157 204L155 205ZM221 207L220 209H218L216 207V210L214 211L215 214H212L211 215V218H214V216H216V218H219V210H221ZM105 208V213L108 215L110 214V216L113 217V215L115 216V214L118 212V214L120 215H124L125 214V210H126V207L123 205L122 206V209H119L118 206H114L112 204H106L104 206ZM210 208V206H209ZM215 208V207H214ZM223 208V207H222ZM236 208V207H234ZM123 209H125L123 211ZM208 209V208H207ZM225 209V207H224ZM222 209V210H224ZM230 209V208H229ZM259 210L260 211V218H261V224H259L258 226H251L250 227V230H251V233H252V241L247 244V246L243 247L244 250L246 251V254L247 255H251L253 250H255L258 246H259V241L261 242V240L264 238V202L261 204V208L259 207ZM104 212L103 209H100ZM212 210V209H211ZM211 210L209 212H211ZM236 210V209H235ZM98 211V209H97ZM114 211V212H113ZM226 211V210H225ZM99 212V211H98ZM102 212V213H103ZM223 212V211H222ZM233 213L235 211H232ZM231 212L230 214V218L231 219L230 223L228 224V227L230 228H233L234 230V224H236V221L238 220V216L237 215V218H235L233 215H235V213L233 214ZM240 212V211H239ZM104 213V214H105ZM165 213V212H164ZM214 215V216H213ZM222 215V214H221ZM109 216V215H108ZM236 216V215H235ZM242 216V215H241ZM229 217V216H228ZM223 218V216H222ZM237 219V220H236ZM227 220V222H228ZM216 221V220H215ZM219 221V220H218ZM223 221V220H222ZM217 222V221H216ZM238 224V222H237ZM241 224V223H240ZM108 227V230L109 231H112L113 230V227L109 224H105L103 225V228H107ZM237 227V226H236ZM228 228V230H229ZM238 228V227H237ZM236 228V230H238ZM240 228V227H239ZM223 229V228H222ZM229 230V231H230ZM228 232V231H227ZM225 232V233H227ZM223 234H225L224 232H222ZM232 233V231H231ZM230 233V234H231ZM237 233V232H236ZM243 235V234H242ZM225 236V235H224ZM223 236V237H224ZM229 236V235H228ZM251 236V237H252ZM227 237V235L225 236ZM226 240L228 241H231V239H227L225 238ZM233 239V238H232ZM232 242V241H231ZM248 263V258L247 256L243 259V262L241 264H247Z\"/></svg>",
  "mask_w": 264,
  "mask_h": 264
},
{
  "label": "built area",
  "instance_id": "built-area-1",
  "mask_svg": "<svg viewBox=\"0 0 264 264\" xmlns=\"http://www.w3.org/2000/svg\"><path fill=\"white\" fill-rule=\"evenodd\" d=\"M99 66L103 77L108 81H115L124 77L130 70V63L126 54L121 50H115L99 59ZM80 67H78V70ZM20 89L25 92V99L32 100L35 98V93L30 89L29 83H22ZM68 132L82 130V123L78 119H70L66 122ZM41 173L46 176L50 174L49 167H40ZM18 183L22 185V180L16 178ZM52 186L46 185L40 192V197L51 210L55 211L60 217L62 224L59 228V234L77 247L85 248L94 239H101L104 236V221L97 219V216H91L82 206L73 203L71 196H65L57 203V196ZM84 197L94 205L105 210L106 204L114 205L113 192L103 187H98L90 195ZM90 197V198H89ZM92 199V201H91ZM56 201V203H55ZM121 205L126 207L125 214L121 216V222L124 227H129L130 222L137 218V213L134 207V201L130 198L121 199ZM105 213V212H104ZM164 219L162 214L155 216L156 222H162ZM249 264H264V239L259 246L252 252Z\"/></svg>",
  "mask_w": 264,
  "mask_h": 264
}]
</instances>
